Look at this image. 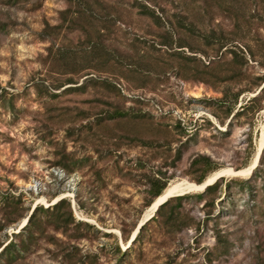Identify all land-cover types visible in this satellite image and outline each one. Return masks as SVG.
I'll use <instances>...</instances> for the list:
<instances>
[{
	"label": "rangeland",
	"instance_id": "obj_1",
	"mask_svg": "<svg viewBox=\"0 0 264 264\" xmlns=\"http://www.w3.org/2000/svg\"><path fill=\"white\" fill-rule=\"evenodd\" d=\"M263 130L264 0H0V264H264Z\"/></svg>",
	"mask_w": 264,
	"mask_h": 264
},
{
	"label": "bare ground",
	"instance_id": "obj_2",
	"mask_svg": "<svg viewBox=\"0 0 264 264\" xmlns=\"http://www.w3.org/2000/svg\"><path fill=\"white\" fill-rule=\"evenodd\" d=\"M261 143L262 144L264 143V130H263V134H262V141H261ZM257 157L255 158L253 164H251L250 166H248V167H246V168H244L242 170L236 171L233 168H227L225 170H221L220 172H218V173H216L214 175L209 176L202 184H197V183H194V182H190L188 180H183V181L179 182L178 184H171V185H169L164 190V192L146 210V212L144 213L143 218L141 219V223L144 222V220H146L149 216H151L154 213V211H155L156 208L157 209L159 208V204L162 201H164L167 197H169L171 195H178V194H183V193H187V192L190 193L192 191H198V190L201 191L203 189L205 183H212V182L215 181V179H217L218 177H223L222 175H225V174L248 175L250 173L251 169L253 168L254 164L256 163ZM24 221L26 222V219ZM140 226H142V225L140 224L138 226V228L135 229V232L139 229ZM135 232H134L133 236L135 235Z\"/></svg>",
	"mask_w": 264,
	"mask_h": 264
},
{
	"label": "water",
	"instance_id": "obj_3",
	"mask_svg": "<svg viewBox=\"0 0 264 264\" xmlns=\"http://www.w3.org/2000/svg\"><path fill=\"white\" fill-rule=\"evenodd\" d=\"M220 178H221V177H218V178L215 179V181L212 182V183H205V184H204V187H203V189H202L201 191H205L209 186L213 185V184H214L218 179H220ZM187 193H189V192H187ZM187 193L178 194V195H171V196L167 197L164 201H162V202L159 204V206H160L161 204H163L164 202H166V201H167L169 198H171V197L181 196V195H184V194H187ZM35 207H36V205L33 206V208H32V210H31L30 214L33 212V210H34ZM28 217H29V216H28ZM140 228H141V226L139 227L138 232H139ZM133 240H134V239H133Z\"/></svg>",
	"mask_w": 264,
	"mask_h": 264
},
{
	"label": "trees",
	"instance_id": "obj_4",
	"mask_svg": "<svg viewBox=\"0 0 264 264\" xmlns=\"http://www.w3.org/2000/svg\"><path fill=\"white\" fill-rule=\"evenodd\" d=\"M210 188V186L207 188V189H209ZM168 201V200H167ZM166 201V202H167ZM166 202H164L163 204H161L160 206H159V208L162 206V205H164ZM142 228H143V225L141 226V228H140V230L139 231H141L142 230Z\"/></svg>",
	"mask_w": 264,
	"mask_h": 264
}]
</instances>
